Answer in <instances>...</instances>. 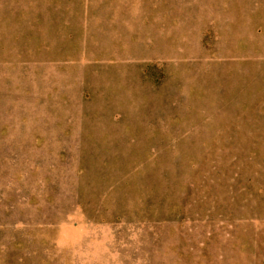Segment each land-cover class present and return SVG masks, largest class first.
Returning a JSON list of instances; mask_svg holds the SVG:
<instances>
[{"label":"rangeland","instance_id":"rangeland-1","mask_svg":"<svg viewBox=\"0 0 264 264\" xmlns=\"http://www.w3.org/2000/svg\"><path fill=\"white\" fill-rule=\"evenodd\" d=\"M0 264H264V0H0Z\"/></svg>","mask_w":264,"mask_h":264}]
</instances>
